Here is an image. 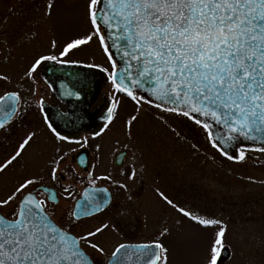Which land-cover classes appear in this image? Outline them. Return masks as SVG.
<instances>
[{
	"label": "snow or ice",
	"instance_id": "snow-or-ice-1",
	"mask_svg": "<svg viewBox=\"0 0 264 264\" xmlns=\"http://www.w3.org/2000/svg\"><path fill=\"white\" fill-rule=\"evenodd\" d=\"M53 9V0H46L42 18L50 17ZM84 14L89 31L66 41L58 55L34 56L23 71L21 86L0 94V137L10 136L13 126L35 110L56 145L45 164L48 182L43 176L21 173V179L0 198V264H168L169 248L160 240L117 242L107 251L97 239L110 228L107 221L83 233L74 231L81 221L104 213L113 204L109 187H98V181H108L126 194L120 215L136 211L127 182L111 174L95 175V164L81 173L72 163L73 154L77 165L87 162L80 150L107 133L122 98L136 105L137 114L125 122L129 135L146 104L157 110L156 118L161 121L165 114H172L200 126L212 148L228 160L244 161L252 151L264 153V0H87ZM94 39L108 67L70 58ZM15 46V39L7 36L0 43V49ZM55 47L53 40L51 48ZM47 61L60 66L84 64L106 75L108 104L97 130L79 136L65 134L54 126L45 97L37 95L31 85L26 93L22 90L29 81L35 85L38 69ZM10 62L9 54L5 63ZM0 81L11 85L12 77L0 73ZM44 83L52 89L47 80ZM63 94L81 96L78 90ZM64 118L69 123L73 119ZM38 134L37 129L26 128L12 150L0 157V175L21 164ZM64 145L78 148L65 150ZM95 148L99 151L100 144ZM120 175L135 183L137 168L133 165ZM78 183L88 185L80 199ZM54 185L62 187L64 199L74 201L71 211L61 216L57 215L61 193ZM156 193L181 216L201 227L218 229L203 264H219L225 247L222 221L193 214L159 188ZM170 234L167 226L159 233L161 237Z\"/></svg>",
	"mask_w": 264,
	"mask_h": 264
},
{
	"label": "flooded vegetation",
	"instance_id": "flooded-vegetation-1",
	"mask_svg": "<svg viewBox=\"0 0 264 264\" xmlns=\"http://www.w3.org/2000/svg\"><path fill=\"white\" fill-rule=\"evenodd\" d=\"M7 0H0V12L1 6ZM45 2V3H44ZM15 12H20L25 17H16L13 25H10L8 31L4 32L5 35L16 39V46L22 44H31L33 49H36L45 37L44 25L46 17L42 18V12L46 4V0H16ZM25 7H24V6ZM15 14V13H14ZM20 20V21H19ZM22 21V23H21ZM15 48H11L14 51ZM16 52V51H15ZM24 53V54H23ZM15 56H21V60L24 62L20 68L25 70L27 66V52L26 47L24 51L15 53ZM48 62H44L45 65ZM38 69V76L43 82L45 78L42 74V67ZM30 84V81L28 82ZM24 84L25 93L27 92L29 85ZM48 87L47 84L44 83ZM109 83L104 82L101 91L97 98L91 102H85L80 106L82 109L81 114L78 112L73 114L75 119L73 126H63L64 129L58 127L56 122L59 115L70 113L69 106L56 97L53 90H49L46 99V111L48 112L51 120L54 122V126H57L59 130L68 135L79 136L97 130L103 123L102 117L105 114L108 104V92L107 88ZM123 103L119 110V114L115 122L110 126V129L105 135L95 140L90 141L89 146L86 149H81L80 156L86 159L84 165H77L75 154H73L72 163L77 168V171L84 173L85 170H92L91 165L95 164V175L111 174L116 179L122 180L129 184V193L132 195L135 202L136 211L130 216L120 215L122 205L126 203V194L123 190L111 185L108 181H98V187H109V191L113 195V204L110 209H107L104 213L99 214L96 217L86 218L81 221L75 227L74 231L83 233L86 229L98 226L96 222H99L100 216L104 214L108 216L109 223L114 216H120V222H116V231L112 229L108 230V236L104 240L108 246H112L117 242H126L131 244L146 243L153 240H160L163 243V238L159 235L163 227L170 228L179 219H185L174 209L170 208L156 193V189L164 192L170 199L178 203L180 206L185 207L195 213H205L204 207L199 206V200H202L200 192L196 194L200 195L195 197V192L189 191V181L191 174L177 175L176 161H191L192 152L197 150L192 147L190 135L206 136L204 130L198 126L196 130L189 123L192 122L184 117H178V122L181 123L180 127H176L177 116L172 114H165L164 120L161 121L156 118L157 110L149 108L148 105H143L138 113V120L134 122L131 129V135L128 134L125 122L133 114L136 113V105L127 98H122ZM79 108V107H78ZM83 119L80 118V116ZM56 118V119H55ZM187 119L189 122L185 121ZM60 121V120H59ZM27 129L35 128L38 130V137L33 143L34 145L39 143L43 139V135L48 138L49 144L43 145L48 150V155L51 156L56 147L55 142L51 138L50 133L42 124L39 115L35 110L29 111L24 117L23 121L17 122L13 126L12 133L7 138L0 137V140L4 141V148L0 150H12V146L16 140L19 139L23 132ZM99 143L100 149L97 151L95 145ZM32 144V145H33ZM33 145V146H34ZM32 147V146H31ZM68 147L78 148L77 145H64L65 150ZM205 147H201L200 154L204 153ZM195 156V155H194ZM135 165L137 168V178L135 183L127 181L126 176H121L120 172H128L130 168ZM180 166V164L178 165ZM185 166V164H183ZM180 169V168H179ZM44 173V172H43ZM39 174L44 177V181L48 182V175ZM36 175V174H35ZM86 183H78L76 187L77 199L82 196L83 189L87 187ZM56 191L61 193L60 205L57 208V215L61 216L66 212L71 211V206L74 201L69 199L70 202L65 203L63 198L64 194L60 185H54ZM191 194L194 198V203L197 204L195 208H191L189 199ZM177 198L183 199V201H176ZM204 211V212H202ZM111 215V218H110ZM202 215V214H201ZM213 218V217H212ZM106 219V220H107ZM107 220V221H108ZM95 222V223H94ZM122 223V225L120 224ZM144 232H147L151 239L144 240L142 237ZM111 251V250H110ZM225 262V261H224ZM223 262V264H224Z\"/></svg>",
	"mask_w": 264,
	"mask_h": 264
},
{
	"label": "rangeland",
	"instance_id": "rangeland-1",
	"mask_svg": "<svg viewBox=\"0 0 264 264\" xmlns=\"http://www.w3.org/2000/svg\"><path fill=\"white\" fill-rule=\"evenodd\" d=\"M15 1L7 0L1 6L0 43L4 42L5 36H2L5 35L4 32L8 31L14 20L18 21L16 17L23 18L26 15L14 11ZM86 2L87 0H53V14L45 19L44 40L38 44L36 49H33L29 42L26 45L17 46L14 51L11 50L12 47L0 49V73H8L12 77L11 85L0 81V94L5 89L21 86L19 82L24 70L20 66L24 61L21 60V56H15V53L24 51L26 47L28 65L36 55H58L66 41L90 30V25L84 14ZM53 40L56 41L55 49L51 48ZM9 54L11 55V62L6 64L5 58ZM70 58L108 67L105 55L95 39L89 45L72 53ZM23 85L22 90H25ZM28 85L38 90L37 95H43L47 98L49 89L39 77H36L35 85H32V81ZM109 91L110 85L106 92L109 93ZM184 120L189 122L187 119ZM189 123L196 130L198 126L193 122ZM180 126L181 123L178 122L177 116L176 127ZM190 139L191 148H195L197 151L192 152L190 162L176 161L178 167L176 174H185V172L191 174L188 183L189 191L192 193L200 192L201 197H203L202 200H199V206L204 207L206 205L204 207L207 208L204 209L205 213H201V215L195 210L193 214L201 218L219 219L222 221L221 226H226L223 243L229 250V258L224 264H264V153L252 151L244 161L238 162L228 160L220 155L209 144L206 136L200 138L191 134ZM46 141L48 144L50 143L47 136L43 135V139L39 143L33 144L34 146L32 145L27 150L20 165L10 168L7 173L0 175V198L10 191L17 180L21 179V173L29 176L35 174L40 176L39 174L44 172L43 175H48L45 164L49 153L43 147ZM201 147L206 148L202 156L199 153ZM8 152L9 150H0V157L6 156ZM179 164L180 166H178ZM25 165L28 169L26 173L24 172ZM196 192L194 193L195 197L200 196ZM191 197L189 199L190 207L195 208L197 204H193L192 194ZM179 200L183 201L180 198L176 199V201ZM67 202L69 203L70 200L65 199V203ZM7 210L4 209V211ZM114 217L116 219L109 223L108 216L104 214L100 216V220L96 224L108 220L110 225L108 230H110L112 225L120 222V216ZM180 221V224L174 223L169 228L171 230L170 235L162 237L163 243L169 248L168 264H203L209 242L218 229L201 227L187 218ZM120 224L122 225V223ZM108 230L103 235L98 236L97 239L110 252L113 245L108 246L104 243V240L109 238ZM142 238L147 240L148 238L151 239V236L144 232Z\"/></svg>",
	"mask_w": 264,
	"mask_h": 264
},
{
	"label": "water",
	"instance_id": "water-1",
	"mask_svg": "<svg viewBox=\"0 0 264 264\" xmlns=\"http://www.w3.org/2000/svg\"><path fill=\"white\" fill-rule=\"evenodd\" d=\"M117 59L119 58L117 57ZM42 74L45 80L52 84V90L57 98L65 102L70 108V113L58 116L56 125L62 129L66 128H63V126L74 127V112L81 114L82 109L78 111L80 106L85 102H91L97 98L103 79L102 73L98 69L88 68L80 64L60 66L54 62H48L43 65ZM70 90L80 91L81 96L77 98L75 96L63 94ZM65 115L73 118L71 123L64 118ZM79 116L83 119L81 115ZM61 124H63V126ZM228 256L229 250L228 248H224L221 253L219 264H222Z\"/></svg>",
	"mask_w": 264,
	"mask_h": 264
}]
</instances>
